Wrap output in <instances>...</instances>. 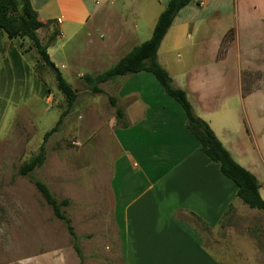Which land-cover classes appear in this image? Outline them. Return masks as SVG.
I'll return each instance as SVG.
<instances>
[{
  "label": "rangeland",
  "instance_id": "1",
  "mask_svg": "<svg viewBox=\"0 0 264 264\" xmlns=\"http://www.w3.org/2000/svg\"><path fill=\"white\" fill-rule=\"evenodd\" d=\"M156 1L136 0L139 28L124 55L150 38L159 12ZM193 12L198 13L193 17L198 16L199 28L191 29V36L186 37L189 26L184 31L173 26L161 42L159 57L162 59L165 53L173 59L167 68L181 83L188 66L199 62L212 66L216 39L231 27L232 39L225 53L220 51L223 56L215 58L224 59L225 65L217 66L240 75L242 94L254 93L248 104L255 107L264 98V0H207L202 9L195 7ZM104 18L92 38L110 34V20ZM56 29L53 24L46 25L37 34L39 40L45 43ZM173 34L181 35L182 43L174 45L170 38ZM86 46L87 39L81 32L69 39L56 36L46 49L76 90L77 99L57 130L43 141L44 133L65 110V99L31 41L26 37L8 39L0 30V264H125L110 186L114 162L121 151L119 143L124 144L123 135L114 132L115 112L107 98L117 91L107 81L98 85L102 93L93 94L81 80L82 75L95 76L109 66L92 63L90 69L88 60L82 58ZM217 74L216 69H209L208 77ZM228 80L227 89L232 91V81ZM223 90L224 86L216 85L215 92L220 96L216 95L214 101ZM42 143L45 160L31 176L42 180L57 200H69L62 210L78 236L82 263L63 222L53 215L30 177L17 172ZM255 158L264 195V166L258 155ZM238 201L239 205L231 208L222 221L226 226L223 230L217 226L210 239L221 231L239 233L255 245L258 259L264 264V214Z\"/></svg>",
  "mask_w": 264,
  "mask_h": 264
},
{
  "label": "crops",
  "instance_id": "2",
  "mask_svg": "<svg viewBox=\"0 0 264 264\" xmlns=\"http://www.w3.org/2000/svg\"><path fill=\"white\" fill-rule=\"evenodd\" d=\"M167 1H156L157 17ZM206 2L193 0L180 9L166 34L173 26L179 31L189 26L186 37H190L191 29L200 26L198 16L193 17L198 13L193 10L202 9ZM135 3L136 0H30L38 20L44 24L37 34L50 24L63 39L84 34L87 49L82 58L88 60L90 69L92 63H107L109 68L124 55L139 28ZM101 18L110 20V34L94 39L92 33L99 32ZM225 32L217 37L212 48V66L204 62L188 66L181 83L167 68L173 59L165 53L162 59L159 57L162 43L156 53L157 61L173 84L185 91L195 114L209 124L232 158L252 172L261 187L255 156L264 166V98L251 107L248 103L256 95L242 94L240 75L218 67L225 65L224 59H215ZM180 36L170 35L174 45L182 43ZM209 69H216L218 74L208 77ZM228 78L232 91L227 89ZM114 80L107 82L117 91L110 96L116 99L127 124L121 128L115 123L114 132L119 131L125 140L124 144L119 143L121 151L114 162L110 185L125 264H261L255 245L239 233L221 231L218 237L210 239L217 226L220 230L226 226L221 222L227 209L239 205L237 186L199 150L198 141L186 127L182 108L149 72ZM216 85L225 88L218 100ZM260 187L259 194L264 199ZM192 214L205 226L202 231L191 221Z\"/></svg>",
  "mask_w": 264,
  "mask_h": 264
},
{
  "label": "trees",
  "instance_id": "3",
  "mask_svg": "<svg viewBox=\"0 0 264 264\" xmlns=\"http://www.w3.org/2000/svg\"><path fill=\"white\" fill-rule=\"evenodd\" d=\"M192 1L193 0H168L156 19L149 39L139 45L133 46L129 52L106 70L97 73L95 76L84 74L81 80L87 85L91 93L99 94L103 92L98 86L100 83L140 71L151 73L165 93L182 108L187 119L186 127L191 135L198 141L199 150L210 160L216 162L219 165L220 172L236 184V196L244 204L264 214V200L259 194L260 185L256 176L232 158L229 151L216 137L209 124L195 114L185 91L173 84L171 76L157 61L156 53L158 47L168 28L171 26L174 17L180 9ZM43 26L44 24L37 18L36 11L31 7L30 0H0V30L8 39L26 37L31 41L42 62L52 71L57 89L61 92L66 102V108L61 112L55 125L44 133L43 141H45L52 132L57 130L62 117L72 110L77 99V92L64 78L46 50L48 46L54 42L56 36H58V29L49 35L45 43H42L36 31ZM231 30L232 28H229L220 40L216 53L217 59L223 56H220L219 52L222 51V54H224L226 45L232 39ZM107 98L110 105L114 108L116 124L121 128H126L127 124L124 119V113L116 104V99L110 95ZM44 160L45 148L42 143L38 152L29 160L22 163L17 172L19 175H27L30 177L31 182L40 192L44 201L51 207L53 215L63 222L69 235L73 239V248L82 263L83 256L77 243L78 236L74 231L70 218L62 210L63 206L69 204V200L66 198L57 200L42 180L31 176V172L42 165ZM231 207L232 206L227 209L224 215H227ZM199 220L200 219L196 215L192 214L191 221L202 231L205 226L203 227ZM221 224L224 223L221 222Z\"/></svg>",
  "mask_w": 264,
  "mask_h": 264
}]
</instances>
